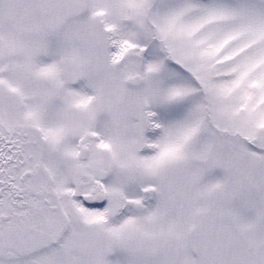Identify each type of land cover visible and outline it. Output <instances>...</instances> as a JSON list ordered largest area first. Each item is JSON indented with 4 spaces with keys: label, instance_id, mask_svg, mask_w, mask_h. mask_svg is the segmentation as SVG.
Instances as JSON below:
<instances>
[{
    "label": "snow or ice",
    "instance_id": "obj_1",
    "mask_svg": "<svg viewBox=\"0 0 264 264\" xmlns=\"http://www.w3.org/2000/svg\"><path fill=\"white\" fill-rule=\"evenodd\" d=\"M0 264H264V0H0Z\"/></svg>",
    "mask_w": 264,
    "mask_h": 264
}]
</instances>
